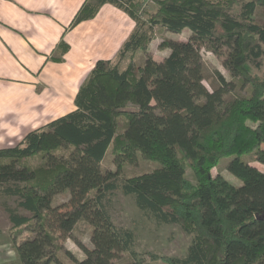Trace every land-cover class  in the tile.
Instances as JSON below:
<instances>
[{
	"label": "trees",
	"instance_id": "obj_1",
	"mask_svg": "<svg viewBox=\"0 0 264 264\" xmlns=\"http://www.w3.org/2000/svg\"><path fill=\"white\" fill-rule=\"evenodd\" d=\"M153 2L156 9L143 19L140 0H85L68 29L95 18L106 3L136 27L114 58L96 61L73 110L0 147L1 194L18 197L32 214L6 205L20 264H117L123 254L131 257L123 264H264V169L253 164L264 165V0ZM157 25L191 33L163 39L159 47L170 51L162 60L150 49ZM202 48L223 58L244 94L231 95L236 84L221 73L218 87H206ZM57 50L53 60L63 61L68 43L62 39ZM109 149L114 170L102 166ZM140 155L160 167L126 175L124 166ZM224 157L240 185L213 175ZM118 189L148 218L191 234L186 256L140 257L134 232L118 227L108 208ZM64 193L68 202L55 205ZM81 219L92 227V246L75 240L84 254L78 258L64 243Z\"/></svg>",
	"mask_w": 264,
	"mask_h": 264
},
{
	"label": "crops",
	"instance_id": "obj_2",
	"mask_svg": "<svg viewBox=\"0 0 264 264\" xmlns=\"http://www.w3.org/2000/svg\"><path fill=\"white\" fill-rule=\"evenodd\" d=\"M84 2L0 0V147L73 110L79 86L96 61L115 57L134 30L135 21L112 3L68 29ZM62 39L69 50L63 61H55ZM9 120H16L10 132ZM24 125L29 126L22 130ZM7 233L0 225V264H20Z\"/></svg>",
	"mask_w": 264,
	"mask_h": 264
},
{
	"label": "rangeland",
	"instance_id": "obj_3",
	"mask_svg": "<svg viewBox=\"0 0 264 264\" xmlns=\"http://www.w3.org/2000/svg\"><path fill=\"white\" fill-rule=\"evenodd\" d=\"M154 0H140V14L143 19L147 18V14L149 11L156 9V4L153 2ZM116 6V5H115ZM262 15V11L258 10L257 16ZM94 19V18H92ZM135 21V20H134ZM136 24V22H135ZM136 27V26H135ZM154 39L150 43V49L153 51V55L155 59L162 60L169 54V49H161L159 47L160 43L165 38H173V39H187L190 36V30L185 29L182 33H172L171 31L166 30L161 25H157L153 28ZM66 42V41H65ZM67 43V42H66ZM69 45V44H68ZM201 54L204 62V84L206 87L212 91L216 87L220 85V81L218 78V74L221 73L226 80L234 82L236 84L234 92L231 95L244 94L246 92L245 88L242 87V80L237 77H233L230 71L224 66L223 58L219 57L215 53L202 48ZM114 58V57H113ZM145 60V53L140 51L137 57V63L142 65ZM129 61L128 59L126 62ZM90 65V63H89ZM254 74H262V72H256L254 70H250ZM42 93V92H38ZM70 105L72 104V100H67ZM74 104L70 106L72 109ZM47 108V107H46ZM62 108H53L55 113H61ZM13 120H9L8 130L10 132L11 127H15L12 123H15ZM34 125V124H33ZM29 125H24L22 130L27 129ZM21 130V132H22ZM27 130L26 132H28ZM25 132V133H26ZM18 134V132L16 133ZM12 136V135H9ZM16 137H19L16 135ZM14 141H11L8 145L15 144L20 139L13 138ZM10 141V140H9ZM246 159V157H245ZM231 160L230 157H224L220 160L218 165L213 168V175L222 174L224 175L231 183L240 185L241 181L238 177L233 175L228 170V163ZM259 166V168L264 169V165L253 162ZM103 169H112L116 168V164L114 161V155L112 150L109 149L106 157L102 163ZM160 167V163L145 159L142 155L139 157V161L137 164H126L124 166V173L126 175H134L142 172L152 171L156 168ZM187 175L191 180H194V175L192 169L187 166ZM69 193L61 194L55 200V205H60L69 200ZM18 197L16 196H3L0 191V225L6 230L8 233V241L9 244L14 247L15 245L11 240L10 232L13 230V225L9 217V213L6 209V205H10L13 208H16L20 213L31 216V212L25 210L24 208L18 205ZM108 208L110 210L112 219L114 223L120 227L132 230L134 232V244L133 250L136 251L140 257H149L150 254L158 255V256H171V257H185L188 251V247L192 241V235L187 233L179 224L177 223H163L158 224L156 221L148 218L144 212L137 206L135 199L132 195H126L122 190L118 189L112 192L109 195ZM91 235H92V227L85 220L81 219L73 233L72 237L65 240V247L72 250L75 255L80 258L84 256L82 250L76 244L75 240H81L89 246H92L91 243ZM64 247V249H65ZM62 250L60 256L62 260L66 263H70L68 258L65 255V250ZM131 257L128 254H123L120 260H116L117 264H123L130 260ZM154 264H167L163 259L156 260Z\"/></svg>",
	"mask_w": 264,
	"mask_h": 264
}]
</instances>
